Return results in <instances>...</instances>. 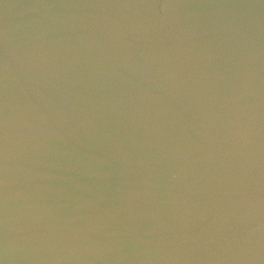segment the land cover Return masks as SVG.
Instances as JSON below:
<instances>
[{"label":"water","instance_id":"obj_1","mask_svg":"<svg viewBox=\"0 0 264 264\" xmlns=\"http://www.w3.org/2000/svg\"><path fill=\"white\" fill-rule=\"evenodd\" d=\"M0 264H264V0H0Z\"/></svg>","mask_w":264,"mask_h":264}]
</instances>
